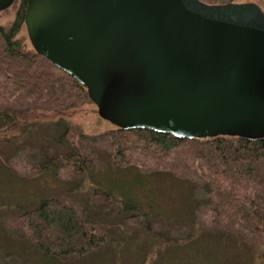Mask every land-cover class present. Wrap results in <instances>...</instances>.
<instances>
[{
  "label": "water",
  "instance_id": "95a60500",
  "mask_svg": "<svg viewBox=\"0 0 264 264\" xmlns=\"http://www.w3.org/2000/svg\"><path fill=\"white\" fill-rule=\"evenodd\" d=\"M23 27L117 130L264 138V14L252 3L25 0Z\"/></svg>",
  "mask_w": 264,
  "mask_h": 264
},
{
  "label": "rangeland",
  "instance_id": "374dc122",
  "mask_svg": "<svg viewBox=\"0 0 264 264\" xmlns=\"http://www.w3.org/2000/svg\"><path fill=\"white\" fill-rule=\"evenodd\" d=\"M199 1L252 3L264 14V0ZM17 4L0 12V27H9ZM13 40L31 49L24 27ZM18 102L24 99L0 72V112L12 117L11 123L0 119V160L5 162L0 170V264H264V235L243 234L212 215L196 162L180 153L159 162L143 159L133 141L119 160L107 136L115 128L96 115L92 104L57 113L41 100ZM71 143L92 155L83 179L61 163ZM121 161L124 172L115 167ZM255 180L251 193L264 208V164L257 166ZM45 197H63L98 226L105 244L82 258L49 262L41 257L23 238L17 217L20 209ZM130 198L137 207L129 206Z\"/></svg>",
  "mask_w": 264,
  "mask_h": 264
},
{
  "label": "trees",
  "instance_id": "16d2710c",
  "mask_svg": "<svg viewBox=\"0 0 264 264\" xmlns=\"http://www.w3.org/2000/svg\"><path fill=\"white\" fill-rule=\"evenodd\" d=\"M16 1L17 9L9 27H0V72L13 93L20 94L24 99V102H18L19 105L41 100L57 113L91 105L83 86L36 55L32 49L25 51L13 40L23 27L25 8V0ZM0 119L5 123L12 122V117L4 111L0 112ZM107 136L109 146L119 160L124 159L126 147L133 141L143 159L159 162L180 153L196 162L203 173L201 178L208 191L212 215L231 227H239L243 234L264 235V208L251 193L256 182L257 166L264 164V138L244 140L217 136L181 139L147 130L117 129ZM92 161L91 154L83 153L73 143L70 154L61 163L70 168L76 178L83 179ZM4 163L0 160V170L4 169ZM115 167L124 172L122 161ZM65 201L63 197L40 198L32 207L20 209L22 211L17 217L25 241L49 262L82 258L106 242V236L98 230V226L92 220L80 217ZM119 202L122 203L121 200ZM133 202V198L127 200L130 207L136 206Z\"/></svg>",
  "mask_w": 264,
  "mask_h": 264
},
{
  "label": "flooded vegetation",
  "instance_id": "af4514ba",
  "mask_svg": "<svg viewBox=\"0 0 264 264\" xmlns=\"http://www.w3.org/2000/svg\"><path fill=\"white\" fill-rule=\"evenodd\" d=\"M16 0H14V2H15Z\"/></svg>",
  "mask_w": 264,
  "mask_h": 264
}]
</instances>
